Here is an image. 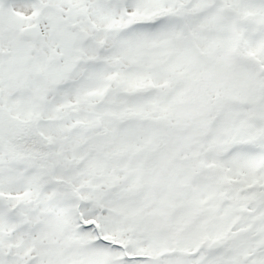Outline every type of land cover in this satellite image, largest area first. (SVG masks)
Returning <instances> with one entry per match:
<instances>
[{
    "label": "snow or ice",
    "instance_id": "obj_1",
    "mask_svg": "<svg viewBox=\"0 0 264 264\" xmlns=\"http://www.w3.org/2000/svg\"><path fill=\"white\" fill-rule=\"evenodd\" d=\"M0 264H264V0H0Z\"/></svg>",
    "mask_w": 264,
    "mask_h": 264
}]
</instances>
